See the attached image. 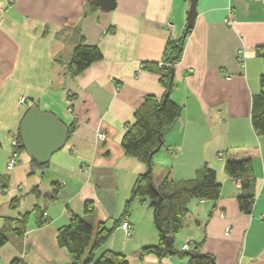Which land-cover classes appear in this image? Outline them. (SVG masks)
I'll list each match as a JSON object with an SVG mask.
<instances>
[{"label":"crops","instance_id":"1","mask_svg":"<svg viewBox=\"0 0 264 264\" xmlns=\"http://www.w3.org/2000/svg\"><path fill=\"white\" fill-rule=\"evenodd\" d=\"M189 4L117 0L104 12L86 0H0V227L4 218L27 214L26 234L9 237L0 264L16 258L66 264L68 253L56 233L68 223V211L84 218L94 234L99 225L113 228L96 254L122 253L127 264H187L188 251L211 255L217 264H264V135L250 122L252 98L262 90L264 0H196L193 26L183 37ZM80 40L96 46L102 58L72 77L67 63ZM180 40L170 98L182 112L151 157L152 182L153 172L157 186L164 179L197 178L206 166L221 192L215 201L188 203L173 236L174 252L158 258L139 255L159 240L149 199L134 198L125 210L147 166L125 155L121 138L145 96H164L161 73L153 66L165 60L168 41ZM33 105L65 125L66 141L44 169L24 150L7 169L10 138ZM246 158L252 161L255 194L249 214L237 205L241 180L224 172L226 160ZM53 182L62 188L45 206L48 221L37 225L33 209L43 203L31 190ZM86 201L92 212L84 211ZM124 219L129 235L121 227Z\"/></svg>","mask_w":264,"mask_h":264},{"label":"trees","instance_id":"2","mask_svg":"<svg viewBox=\"0 0 264 264\" xmlns=\"http://www.w3.org/2000/svg\"><path fill=\"white\" fill-rule=\"evenodd\" d=\"M86 2L94 8H98L91 1L86 0ZM182 42L183 40L168 41L163 62L169 63V65L162 68L158 67L157 64L155 67L153 66L161 73V82L166 87L164 96L161 98L151 95L145 96L134 112L132 123L126 126L121 138V146L125 155L137 158L146 166H148L149 155L160 145L164 133L180 117L182 112L181 106L170 98L173 89L171 60L173 57L176 59L180 57ZM261 57L264 63V55ZM101 58L102 54L96 46L87 45L80 40L75 45L72 57L67 63V72L72 77L77 76ZM148 67L146 66V68ZM260 84L262 90L252 98L250 122L257 135H264V72L260 76ZM69 129L71 130L72 126ZM16 137L20 142V151H22L18 133ZM47 163L38 164L32 159V164L40 169L46 168ZM224 172L229 177L241 180L244 193L238 196L237 205L241 212L249 214L255 198L252 161L249 158L226 160ZM61 188L62 185L58 182H53L47 186L40 184L32 188L31 192L36 198H41L43 203L42 206L36 205L33 209L38 213L37 225L45 224L48 221L45 217V206L57 200ZM220 192L221 185L216 181L214 171L206 166L202 168L197 178L181 181L164 179L157 186L152 182L151 172L146 170V172L139 174L132 185L125 210H128L130 201L134 198H148L149 206L154 212V223L159 235L157 244L141 248L139 255L152 254L158 258L170 255L167 236L173 237L181 229L188 212V203L193 199L215 201L219 198ZM84 211H93L92 202L86 201L84 203ZM68 214V223L58 228L56 233L57 244L65 248L68 253L66 264H127L126 256L122 253L106 249L98 255L96 254L97 250L110 238L113 228H105L103 225H99L94 234L92 226L84 218L69 211ZM26 223L27 214L14 218H4L0 227V248L8 242L11 235L23 238L27 232ZM38 250L45 254L40 247ZM186 254L188 256L187 264H217L211 255L198 254L194 251H188ZM10 264L32 263L16 258Z\"/></svg>","mask_w":264,"mask_h":264},{"label":"water","instance_id":"3","mask_svg":"<svg viewBox=\"0 0 264 264\" xmlns=\"http://www.w3.org/2000/svg\"><path fill=\"white\" fill-rule=\"evenodd\" d=\"M101 11H112L117 4V0H89ZM196 17V0H190L187 11V23L183 37L186 36V31L192 28ZM173 57L172 60H175ZM173 73V68H171ZM67 128L65 125L56 119V117L49 112H42L36 105L27 109L22 117L18 134L21 145L27 155H29L36 163L45 164L49 161L53 153L58 151L65 143L67 137ZM160 145L149 155L147 170L151 172L150 160L154 153H156ZM160 200V198H159ZM168 252L172 254L173 237L167 236Z\"/></svg>","mask_w":264,"mask_h":264},{"label":"built area","instance_id":"4","mask_svg":"<svg viewBox=\"0 0 264 264\" xmlns=\"http://www.w3.org/2000/svg\"><path fill=\"white\" fill-rule=\"evenodd\" d=\"M171 24H167V28H171ZM238 60L243 62L244 60V57L243 55H239L238 56ZM178 59H175V60H171V65H173L175 62H177ZM169 65V63H166V62H160L158 63V67L162 68L164 66H167ZM25 102V98L24 97H21L20 100H19V103L21 105H23V103ZM100 137H102V134H100ZM19 153H20V142L19 140L17 139L16 136H13L10 138V155L9 157L7 158V161H6V168L7 169H12L14 168V166L16 165L17 163V160H18V157H19ZM121 227L126 231V234L129 235V223L126 219H124L121 223ZM189 247V242H186L182 245V250H187Z\"/></svg>","mask_w":264,"mask_h":264},{"label":"rangeland","instance_id":"5","mask_svg":"<svg viewBox=\"0 0 264 264\" xmlns=\"http://www.w3.org/2000/svg\"><path fill=\"white\" fill-rule=\"evenodd\" d=\"M154 170V169H153ZM155 171V170H154ZM157 178H158V176H157V174H156V172H153V183L155 184V182H157ZM152 209V208H151ZM152 211H153V209H152Z\"/></svg>","mask_w":264,"mask_h":264}]
</instances>
